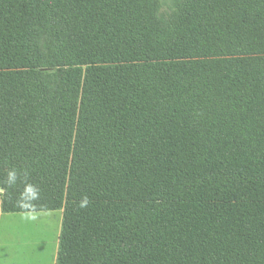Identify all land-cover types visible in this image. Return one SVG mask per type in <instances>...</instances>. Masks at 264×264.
Instances as JSON below:
<instances>
[{
  "label": "trees",
  "instance_id": "trees-1",
  "mask_svg": "<svg viewBox=\"0 0 264 264\" xmlns=\"http://www.w3.org/2000/svg\"><path fill=\"white\" fill-rule=\"evenodd\" d=\"M0 210H61L55 264H264V0H0Z\"/></svg>",
  "mask_w": 264,
  "mask_h": 264
},
{
  "label": "rangeland",
  "instance_id": "rangeland-1",
  "mask_svg": "<svg viewBox=\"0 0 264 264\" xmlns=\"http://www.w3.org/2000/svg\"><path fill=\"white\" fill-rule=\"evenodd\" d=\"M29 215L31 216L27 217L28 219L21 216L15 219L14 231L9 237L11 241L8 243V253L14 259H54L55 243L57 245L55 232L61 218V211H42ZM6 222L4 220V223ZM4 223L2 222L0 227L1 236L6 230H10V227L6 228ZM3 250L0 244V258L4 257Z\"/></svg>",
  "mask_w": 264,
  "mask_h": 264
},
{
  "label": "crops",
  "instance_id": "crops-1",
  "mask_svg": "<svg viewBox=\"0 0 264 264\" xmlns=\"http://www.w3.org/2000/svg\"><path fill=\"white\" fill-rule=\"evenodd\" d=\"M53 211L54 210H52L50 212H53ZM34 212H42V211L8 212V213H6V212H2L0 210V227L2 225V222L4 223V220L7 221L6 223H4L5 227L6 228L10 227V230H6L2 236L0 235L1 236L0 237V244H1V247H3V249H4L2 252V255L4 257L0 258V264H55L56 252H57V247H58V238H59L60 227H61L62 211H61V218L58 222V226H57V229L55 232V238H56L55 241L57 242V245L55 243V248L53 251L54 259H14L11 256V254L8 253V250H7L8 245H9L8 243H10V241H11V239H9V237H10V233L12 231H14L13 225H14L15 219H17L19 216H21L22 218L30 217L31 215H29V214H32ZM31 218H33V217H31ZM1 241H3V242H1Z\"/></svg>",
  "mask_w": 264,
  "mask_h": 264
}]
</instances>
